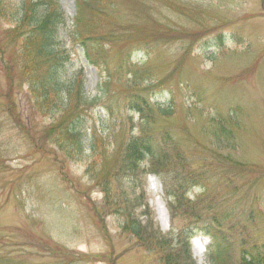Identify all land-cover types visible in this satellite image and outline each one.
<instances>
[{
    "label": "rangeland",
    "instance_id": "rangeland-1",
    "mask_svg": "<svg viewBox=\"0 0 264 264\" xmlns=\"http://www.w3.org/2000/svg\"><path fill=\"white\" fill-rule=\"evenodd\" d=\"M15 1L0 2V264H162L160 240L192 235L195 255L209 243L195 237L205 224L223 235L221 264L264 246V0H100L102 14L89 8L81 28L60 27L57 47L67 72L82 67L87 88L97 81L106 91L85 106L68 97L64 115L40 92L32 66L53 59L27 40L30 6ZM58 1L68 22L76 2ZM143 66L160 80L123 91ZM131 94L142 114L128 109ZM155 99L172 104V116ZM76 117L91 128L92 149H64L63 121ZM215 120L227 130L216 133ZM133 137L149 153L131 168L123 156ZM99 170L100 191L91 189ZM131 217L138 235L126 228Z\"/></svg>",
    "mask_w": 264,
    "mask_h": 264
},
{
    "label": "trees",
    "instance_id": "trees-1",
    "mask_svg": "<svg viewBox=\"0 0 264 264\" xmlns=\"http://www.w3.org/2000/svg\"><path fill=\"white\" fill-rule=\"evenodd\" d=\"M2 0H0L1 2ZM100 0H91L92 5L99 2ZM86 7H81L80 15L77 16L78 22H80V16H84L88 13L90 5V0L88 2L85 1ZM28 5L24 1L20 2V6ZM29 11L25 14L29 15L30 19L33 20V24L36 25L38 33H36V36H31V40H34L36 42L37 38H39L41 41H43V45H40L38 52L39 55L42 54V52L46 49V46L54 40V32H52V24L56 28L59 21L58 16V7L57 5L50 6L48 8H53L55 10H52L50 12L46 11L43 5L39 4H29ZM84 18V17H83ZM83 18L81 20H83ZM35 28V27H34ZM32 68L39 69L41 71L42 75V82H40V92L45 95V97H50L51 100H60L59 91L63 89H71V85H69V81L59 78L57 76V67L56 64H53V66L50 67V70H43L42 68L34 65ZM37 86H35L36 88ZM163 114H167L168 116L171 114V111L165 112ZM142 143V142H140ZM140 145V144H139ZM76 146L78 149H82L80 145L77 144V141L74 143L72 140L69 141V143L64 147V149H67L69 147ZM145 146V145H143ZM126 154L125 157L130 160L131 162L136 158L138 153H141V147L138 146L136 142L133 140L127 145L126 147ZM195 222V221H194ZM208 227V228H207ZM205 228L208 232L209 236L211 237V243L210 247L208 249V259L210 261V264H221L224 261L222 258L226 254H222L221 247L223 246L221 244L223 235H220L217 233L212 227L210 228L209 225H207ZM131 232H133L135 235H138L140 232V224L138 221L134 218L131 219ZM165 264H169V261H172L173 259H177L175 255H173L171 252H166L165 254ZM230 259V256H229ZM228 259V260H229ZM172 264V263H171ZM238 264H264V246H250L244 249L239 250L238 253Z\"/></svg>",
    "mask_w": 264,
    "mask_h": 264
},
{
    "label": "bare ground",
    "instance_id": "bare-ground-1",
    "mask_svg": "<svg viewBox=\"0 0 264 264\" xmlns=\"http://www.w3.org/2000/svg\"><path fill=\"white\" fill-rule=\"evenodd\" d=\"M156 209L158 210V212L160 211V202L157 200L155 203Z\"/></svg>",
    "mask_w": 264,
    "mask_h": 264
}]
</instances>
